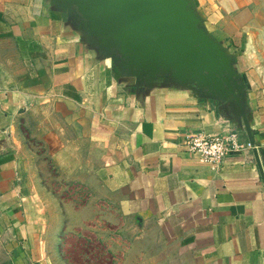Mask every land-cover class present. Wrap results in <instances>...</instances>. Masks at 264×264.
Returning <instances> with one entry per match:
<instances>
[{
    "label": "crops",
    "instance_id": "obj_1",
    "mask_svg": "<svg viewBox=\"0 0 264 264\" xmlns=\"http://www.w3.org/2000/svg\"><path fill=\"white\" fill-rule=\"evenodd\" d=\"M192 2L238 73L264 175V0ZM43 94L84 111L87 141L98 149V189L133 217L169 224L179 264H264V183L254 148L212 169L183 142L196 130L234 127L246 139L231 97H204L166 76L137 84L63 1L0 0V229L13 264L52 263L6 137L14 111Z\"/></svg>",
    "mask_w": 264,
    "mask_h": 264
},
{
    "label": "rangeland",
    "instance_id": "obj_2",
    "mask_svg": "<svg viewBox=\"0 0 264 264\" xmlns=\"http://www.w3.org/2000/svg\"><path fill=\"white\" fill-rule=\"evenodd\" d=\"M40 97L14 111L6 137L21 164L27 211L43 220L51 264H179L169 224L133 217L98 189V149L87 141L80 106L56 94ZM3 234L0 264H13Z\"/></svg>",
    "mask_w": 264,
    "mask_h": 264
},
{
    "label": "water",
    "instance_id": "obj_3",
    "mask_svg": "<svg viewBox=\"0 0 264 264\" xmlns=\"http://www.w3.org/2000/svg\"><path fill=\"white\" fill-rule=\"evenodd\" d=\"M61 1L100 43L103 54L134 76L137 84L166 76L194 84L204 97L230 96L254 148L238 73L225 48L203 28L192 0ZM253 153L264 183L256 148Z\"/></svg>",
    "mask_w": 264,
    "mask_h": 264
},
{
    "label": "built area",
    "instance_id": "obj_4",
    "mask_svg": "<svg viewBox=\"0 0 264 264\" xmlns=\"http://www.w3.org/2000/svg\"><path fill=\"white\" fill-rule=\"evenodd\" d=\"M241 131L237 127L226 132L206 133L203 130H196L188 133L183 142L190 155L215 169L226 155L253 147L250 141L243 139Z\"/></svg>",
    "mask_w": 264,
    "mask_h": 264
}]
</instances>
